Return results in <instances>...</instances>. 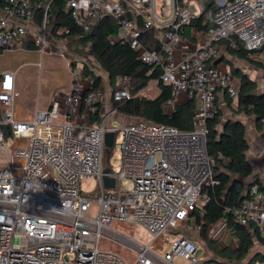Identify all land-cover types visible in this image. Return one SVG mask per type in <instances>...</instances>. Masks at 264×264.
Returning <instances> with one entry per match:
<instances>
[{
	"label": "built area",
	"instance_id": "2783aa9c",
	"mask_svg": "<svg viewBox=\"0 0 264 264\" xmlns=\"http://www.w3.org/2000/svg\"><path fill=\"white\" fill-rule=\"evenodd\" d=\"M38 1L44 6L43 26L35 40L38 49L42 55L67 59L66 52L50 49L54 36L47 20L54 0ZM65 1L84 30L107 15L118 18L119 37L144 62L162 65L160 80L173 94L164 107H172L181 92L196 98L193 127L147 120L114 126L116 110L106 109L102 83L94 86L84 74V61L78 60L79 68L70 67L67 91L37 106L31 118H18L16 72L5 69L0 75V264H177L179 257L187 264H224L207 255L196 238L174 228L203 225L204 206L211 197L207 190L218 183L215 159L207 148L208 120L217 111L219 89L238 95L232 73L211 64L215 43L236 38L246 49L264 51V0H215L209 38L179 58L175 49L182 44L183 27L202 12L199 0H159L160 10L157 0ZM128 11L143 16L147 27L164 28L161 51L143 45L137 24L124 17ZM34 15L33 0H8L0 13V55L22 49L28 32L23 21ZM58 32L69 29L60 27ZM111 96L112 101L132 97L128 76L118 77ZM3 124H8L9 136ZM107 131L114 132L109 148ZM113 149L119 153L118 166L108 161ZM105 174L115 179L114 186L105 185ZM86 177L97 180L96 197L82 189ZM94 202L98 211L91 215ZM230 211L240 223L256 224L264 238V191L257 182L251 184L248 198ZM114 221L140 225L151 238L140 241L132 261L100 244ZM221 229L228 232L225 223Z\"/></svg>",
	"mask_w": 264,
	"mask_h": 264
},
{
	"label": "trees",
	"instance_id": "16d2710c",
	"mask_svg": "<svg viewBox=\"0 0 264 264\" xmlns=\"http://www.w3.org/2000/svg\"><path fill=\"white\" fill-rule=\"evenodd\" d=\"M199 1L202 5V12L183 27L181 36L185 34L187 26L194 27L196 30L209 31L215 25L212 18L217 8L215 0ZM176 2L183 3L184 0H176ZM33 3L38 23L41 24L44 15L43 2L33 0ZM7 5L8 0H0V8H6ZM124 17L137 24L141 31L139 39L147 49L161 51L159 34L164 30L163 27H147L144 17L137 15L134 11H128ZM47 25H50L51 29H49L54 37L62 35L72 38L66 44V49L68 50L70 47L75 54L81 52L95 59L96 63L108 73L112 84H115L120 76L129 77L132 97L113 100L112 108L117 112L139 118V120L172 125L180 129L193 127L192 122L197 106L196 98L175 104L171 112L165 109L166 100L173 94L171 86L160 80L162 65L144 62L130 43L119 37L120 20L118 18L107 15L98 22L91 23L89 30H84L83 27L76 24L66 1L54 0L49 10ZM60 27L68 28L69 32L59 33ZM112 38L114 39L112 40ZM219 42L225 43L230 49L233 48L232 45H238V47L234 46L237 48L234 50H238L237 54L241 56L248 54V50L236 38H223ZM72 44L75 46L73 47ZM72 65L76 67L77 60ZM83 67L85 76L93 80L94 86H98L102 81L101 75L96 74L85 62ZM232 72L240 80L237 95L238 111L255 115L258 129L262 128L264 125V92L256 93L257 83L247 73L235 68H232ZM152 80H156V84L161 90L160 95L154 98L139 96L138 94ZM116 88L117 84H115ZM220 114L217 109L214 117L208 120L207 148L215 159L213 167L218 183L207 190L211 197L204 206L202 217L204 222L199 237L215 254L214 257L211 256L214 260L224 264H257L264 262V252L258 251L251 254L252 248L255 241L264 245V238L256 224L252 222L249 224L240 223L230 210L248 198L253 182H257L263 191L264 182L257 174L253 173L252 164L247 157L249 141L244 123L237 119H228L222 123ZM249 176L251 179L247 181ZM218 221H224L228 232L236 238L235 247L223 246L218 239L211 236L210 225Z\"/></svg>",
	"mask_w": 264,
	"mask_h": 264
},
{
	"label": "crops",
	"instance_id": "0c3cea01",
	"mask_svg": "<svg viewBox=\"0 0 264 264\" xmlns=\"http://www.w3.org/2000/svg\"><path fill=\"white\" fill-rule=\"evenodd\" d=\"M158 1L159 0H157V2ZM3 12L4 8H0V13ZM23 22H25L28 32L27 37L22 42V49L17 51H4L0 55V75L5 69H11L16 72V83L21 94L15 102V113L18 118L29 119L32 117L37 106L47 104L52 97L67 91L71 86V78H69L70 75L66 74L64 69L59 67L61 66L59 64L54 68L50 67L49 69H45L48 74L45 81L41 78L44 67L43 55L40 53L39 49L36 48L38 45L35 40L40 34L43 22L41 24L38 23L36 13L33 17ZM185 29V34L181 38L182 44L175 49L177 58L201 46L209 38L207 31L196 30L194 27L190 26H187ZM161 36L162 32L159 34V40ZM49 40L50 49L59 51L65 48L66 43L56 40L55 37H50ZM215 45L217 47V54L211 59V64L213 66L223 71H230L234 77V83L237 88L240 80L233 74L232 68L242 70L256 81V93L261 94L264 92V51H253L244 47L248 50V54L247 56H241L237 54L238 50H234L238 45H234L235 47L232 45L233 48L231 49L223 42L218 41ZM49 55L54 56L56 54ZM66 61L69 67H74L72 66V58L67 57ZM68 61H72V63ZM51 73H53V75ZM36 77H38V82L36 81ZM152 82H154V80H152L138 95L151 98L159 96L161 90L157 84L152 86ZM62 84L65 85L64 88H62ZM60 87L62 89H59ZM36 97H38V100H36ZM190 99L187 93H178L174 97L173 106L168 108L165 107V109L171 112L175 104L186 102ZM109 100L110 99L107 101ZM216 103L217 109L221 113L220 118L222 123L228 119H237L244 123L249 141V148L246 153L247 157L252 164L253 173L257 174L264 182V125L262 128L258 129L257 117L255 115L239 112L238 97H231L224 89H219ZM106 106L107 103L105 104V107ZM107 109H110V107ZM250 179L251 176L246 180L250 181ZM231 238H233V236H231Z\"/></svg>",
	"mask_w": 264,
	"mask_h": 264
},
{
	"label": "rangeland",
	"instance_id": "374dc122",
	"mask_svg": "<svg viewBox=\"0 0 264 264\" xmlns=\"http://www.w3.org/2000/svg\"><path fill=\"white\" fill-rule=\"evenodd\" d=\"M158 8L160 9V2H157ZM48 28H50V25H48ZM55 39L59 40L60 42L63 43H69V41L72 38H66L65 36L62 35H55ZM72 46L74 47L75 44H72ZM68 47V50L66 48L59 50L60 51H64L66 52L69 57H71L73 59V62L76 60L78 61H84L85 63H89L95 66V68L93 69L94 72L98 75H101L102 77V85L105 89V94H104V99L103 101H105V103H107L106 109L112 106V100H111V94L113 89H115V84H112L110 82L109 76L106 73V71H104L99 65L98 63H96L95 59L91 58L88 54H84L81 52H78V54H75L72 48ZM79 55L78 58H76ZM81 55V57H80ZM76 56V57H75ZM43 62H44V67L42 70V74H41V78H43V80H46V77L48 76L47 71L45 69H49L56 67V65H61L59 66L61 69H64L66 74L70 75L69 78H71V72H70V67L67 65V61L63 56H59V55H49L48 53H44L43 55ZM73 66V65H72ZM78 68L80 67V63L77 65ZM73 67V68H77ZM38 69V67H37ZM53 75V73H51ZM36 81L38 82V77H36ZM156 80H154V82H152V86L156 85ZM63 85V84H62ZM60 85V86H62ZM65 85L62 86V88H64ZM61 87L59 89H62ZM108 99H110L109 101H107ZM36 100H38V97H36ZM140 121L139 118L136 117H130V116H123L121 115L119 112H115L112 115V124L114 126L119 127L121 125V123H130V122H137ZM121 132H119L117 134V141H120L121 139ZM108 161L114 165V166H118L120 164V159H119V153L113 149ZM124 184H126L127 186H131L132 184L130 183L129 180H125ZM96 186H97V180L91 177H86L84 179H82L81 181V187L83 190L88 191L91 193L92 196H95V192H96ZM98 211V202H94L91 209H90V214L94 215L96 214ZM216 225H214V229L211 230V236L215 237L216 239H218V241L220 242V244L224 245H229L231 247H235L236 246V238L233 237L231 238V234L228 233L226 230H222L221 228L224 226V221H218L215 223ZM201 228H196L195 226H191L190 228H186L185 225H178L176 228H174V231H178V232H183L186 234H189L191 237L196 238L200 244L202 245V247L205 249V253L209 256L214 257L215 254L212 252V250L209 248V246L199 237V232H200ZM151 238L148 234V232H146L140 225L137 224H133V223H128L125 221H114V223L112 224L111 227H109L108 229L105 230L100 244L102 247L104 248H108L111 250H114L116 252H119L120 254H122L127 260H134L135 256H136V250L140 244V241H149ZM264 252V245L260 244L258 241H255V245L252 248V252L251 254L255 253V252ZM175 263L177 264H187L186 260L183 257H179L175 260Z\"/></svg>",
	"mask_w": 264,
	"mask_h": 264
},
{
	"label": "water",
	"instance_id": "95a60500",
	"mask_svg": "<svg viewBox=\"0 0 264 264\" xmlns=\"http://www.w3.org/2000/svg\"><path fill=\"white\" fill-rule=\"evenodd\" d=\"M3 127H4L6 135L9 136L10 135V131H9L8 124H3ZM113 141H114V132L113 131H107L105 133V145H106V147L109 148L113 144ZM104 172L105 173L109 172V167H105L104 168ZM103 180H104V183H105L106 186H111L112 187L115 184V179L109 177L106 174L103 176Z\"/></svg>",
	"mask_w": 264,
	"mask_h": 264
}]
</instances>
